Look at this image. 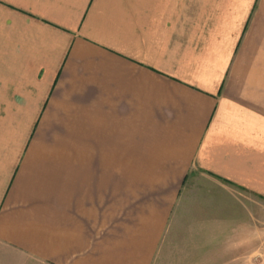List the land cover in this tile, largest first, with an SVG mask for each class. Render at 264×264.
Segmentation results:
<instances>
[{
  "label": "crops",
  "instance_id": "crops-1",
  "mask_svg": "<svg viewBox=\"0 0 264 264\" xmlns=\"http://www.w3.org/2000/svg\"><path fill=\"white\" fill-rule=\"evenodd\" d=\"M260 217L264 0H0V264H242Z\"/></svg>",
  "mask_w": 264,
  "mask_h": 264
},
{
  "label": "rangeland",
  "instance_id": "rangeland-1",
  "mask_svg": "<svg viewBox=\"0 0 264 264\" xmlns=\"http://www.w3.org/2000/svg\"><path fill=\"white\" fill-rule=\"evenodd\" d=\"M264 218H259L257 224L259 226V231L257 235V241L255 245V250L252 252H244L242 264H264ZM230 236L228 235V238ZM252 242H244L240 244V248L245 251L248 249ZM239 247H237L238 250H240ZM234 251V250H233ZM237 251V250H236ZM251 253V254H250Z\"/></svg>",
  "mask_w": 264,
  "mask_h": 264
}]
</instances>
